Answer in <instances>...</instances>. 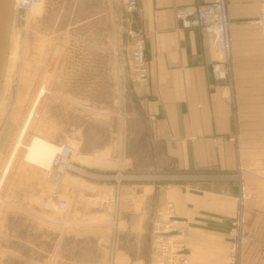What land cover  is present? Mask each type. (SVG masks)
I'll use <instances>...</instances> for the list:
<instances>
[{
  "label": "rangeland",
  "instance_id": "374dc122",
  "mask_svg": "<svg viewBox=\"0 0 264 264\" xmlns=\"http://www.w3.org/2000/svg\"><path fill=\"white\" fill-rule=\"evenodd\" d=\"M121 4L42 0L13 16L0 88V174L42 85L23 144L38 136L69 145V153L63 170L48 173L24 162L19 149L0 189V264H123L127 257L149 264L152 216L170 202H159L160 191L197 184L146 165L148 126L133 98ZM240 195L242 211L244 187L235 213ZM135 216L143 221L130 224Z\"/></svg>",
  "mask_w": 264,
  "mask_h": 264
},
{
  "label": "crops",
  "instance_id": "0c3cea01",
  "mask_svg": "<svg viewBox=\"0 0 264 264\" xmlns=\"http://www.w3.org/2000/svg\"><path fill=\"white\" fill-rule=\"evenodd\" d=\"M210 1L137 0L140 15L126 14L128 28L145 41L148 83L133 84L132 91L148 126L146 165L186 175L240 168L246 196L242 228L256 243L241 249L238 264H264V38L254 25L258 0H226L232 104L210 76L211 35L175 18L178 8ZM148 191L146 198L153 189ZM237 194L232 183L183 182L160 191L159 202H172L189 224V264H228L227 231ZM142 221L135 216L130 224ZM123 264H130L128 257Z\"/></svg>",
  "mask_w": 264,
  "mask_h": 264
},
{
  "label": "built area",
  "instance_id": "2783aa9c",
  "mask_svg": "<svg viewBox=\"0 0 264 264\" xmlns=\"http://www.w3.org/2000/svg\"><path fill=\"white\" fill-rule=\"evenodd\" d=\"M42 0H16L14 15L32 11ZM125 14L140 15L137 0H121ZM175 18L182 22L185 28L206 32L212 37L213 62L210 66V76L224 96L227 104H232L233 85L231 78V41L226 0H212L206 4L178 8ZM264 38V0H258V15L254 20ZM130 41L129 63L132 79L136 85L148 83V66L145 58V41L141 34L131 28L127 29ZM150 117V121H154ZM228 140H232L229 138ZM63 158L56 156L52 167L62 164ZM70 167V166H68ZM182 179L199 184L234 183L240 191L243 189L242 177L235 171L230 173H198L183 175ZM237 199V211L229 223V245L227 260L229 264H238L242 246L250 239L242 231V200ZM60 209L66 204L60 203ZM187 222L175 214L172 203L167 202L158 208L151 220V258L149 264H189Z\"/></svg>",
  "mask_w": 264,
  "mask_h": 264
},
{
  "label": "bare ground",
  "instance_id": "6f19581e",
  "mask_svg": "<svg viewBox=\"0 0 264 264\" xmlns=\"http://www.w3.org/2000/svg\"><path fill=\"white\" fill-rule=\"evenodd\" d=\"M13 4H15V0H13ZM45 92L46 89L44 85L40 86L33 99L31 107L25 116V119L16 136V139L8 155V158L1 171L0 189L21 147L24 148V154L22 157V160L24 162L39 169H43L48 173L51 172L52 163L56 158V156H61L63 158L62 164L59 166L60 170H63L64 166H67L66 158L69 153V145H55L38 136H32L26 145L23 144V140L25 138L26 132L34 116L35 109L38 106L41 98L44 96Z\"/></svg>",
  "mask_w": 264,
  "mask_h": 264
},
{
  "label": "water",
  "instance_id": "95a60500",
  "mask_svg": "<svg viewBox=\"0 0 264 264\" xmlns=\"http://www.w3.org/2000/svg\"><path fill=\"white\" fill-rule=\"evenodd\" d=\"M13 16V0H0V88L7 64Z\"/></svg>",
  "mask_w": 264,
  "mask_h": 264
}]
</instances>
